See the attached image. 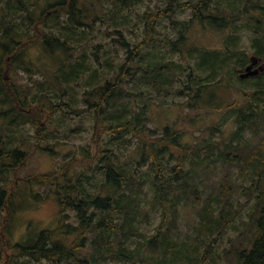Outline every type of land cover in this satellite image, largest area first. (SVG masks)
Instances as JSON below:
<instances>
[{
  "label": "trees",
  "instance_id": "trees-1",
  "mask_svg": "<svg viewBox=\"0 0 264 264\" xmlns=\"http://www.w3.org/2000/svg\"><path fill=\"white\" fill-rule=\"evenodd\" d=\"M143 1L8 0L0 9V120L7 122L8 129L27 124L37 129L34 146L33 142L24 141L7 150L3 146L8 142L0 137V209L4 221L0 238L2 225L6 226L12 216L16 193L5 189L8 174L11 171L17 174L38 151L55 152L43 145L42 121L60 111L56 104L61 101V95L68 94L67 90H62V85L72 81V87L80 84L77 79L81 71L90 69V66L76 64V43L80 46L81 31L92 30L96 23L103 21L101 16L110 7L115 9L117 16L125 10L130 12L129 17L123 16L119 24H113L111 31L114 43L121 47L125 57L106 82L93 80L84 83V87L95 86L93 92L85 94L94 109L95 129L108 133L107 143L111 147L104 149L97 143L95 154L94 148L84 149L82 160L88 170L83 173H73V165L80 164L75 163L79 157L73 156L74 160L62 169L27 176L25 183L38 188L35 195L30 191L35 201L48 198L41 192L47 189L49 194H54L61 218L67 220L66 213L72 210L77 222H68L66 227L57 229H43L30 242L14 244L12 256L35 263L46 260L56 264H207L215 262V253L208 240L218 241L233 227L237 234L229 237L233 243L232 249L226 251L229 264H264V72L242 79L230 71L235 60L238 68L246 67L251 56L264 60V29L255 30L259 37L254 40L257 44L254 54L240 51L231 37L223 47L216 49L186 48L187 34L194 25L205 30L211 26L226 30L238 21L241 10L233 16V6L223 5V0H158L155 8L141 12L139 5ZM261 1L248 0L244 15L254 20L252 12H255L254 16L262 17L264 4ZM187 11L191 12V19L184 22L182 28H176L177 40L172 37L163 40L157 35L165 22L176 27L179 23L176 17ZM124 32L132 38L125 37ZM38 45L49 54L61 51L62 57L49 80L47 76L45 82L35 81L37 89L34 91L29 84L23 86L16 83L13 76L9 78L4 67L10 71L19 66L30 75V80L35 79L37 72L42 71L36 62L27 59L26 50ZM152 49L180 55L186 64L169 62L163 67L161 60L146 63L145 56L155 53H151ZM114 53L119 55V50L116 48ZM107 54H112V50ZM95 55L98 60L97 51ZM84 59L86 61L87 57ZM112 63L107 57L106 66ZM146 65L149 71L143 76L151 78L152 84L134 86L133 93L129 92L128 86L138 79ZM177 69L185 72V93L190 100L196 101L194 107L205 94L212 97L217 90L235 91L233 102L212 109L222 115L232 112L237 125L235 137L241 138L245 131L251 130L260 136L259 139L251 143L232 141L223 147L211 142L195 147L185 141V132L174 128L176 125H168L162 135L149 129L145 108L132 116L137 111L134 100L144 96L143 88L162 86L166 75L169 78ZM97 73L93 71L94 75ZM45 85L47 89H43ZM95 95L98 99L91 102L90 97ZM188 107L191 108V104ZM117 146L124 151L125 147H140L138 166L147 165L149 180L144 176L143 181L137 178L133 165L125 166ZM27 147L32 150L28 151ZM211 155L221 161V167L213 165L214 160L208 157ZM7 161L12 163H3ZM235 169L248 183L235 185L219 177L220 171ZM202 178L210 181L205 185ZM216 179L219 180L217 184H209ZM146 184H149L148 190ZM141 195L150 200L143 202ZM243 199L246 203L238 209ZM249 203L252 205L245 209ZM184 204L196 205L193 207L197 218L195 233L188 239H177L174 232L181 224ZM158 216L155 233L143 230L144 222L154 221Z\"/></svg>",
  "mask_w": 264,
  "mask_h": 264
},
{
  "label": "rangeland",
  "instance_id": "rangeland-1",
  "mask_svg": "<svg viewBox=\"0 0 264 264\" xmlns=\"http://www.w3.org/2000/svg\"><path fill=\"white\" fill-rule=\"evenodd\" d=\"M8 0H0V9L6 4ZM188 1V0H185ZM248 0H223V5H232V15H238L241 10V17L235 24L229 26L226 30H217L214 27H206L202 29L201 27L194 25L191 32L187 34L188 40L185 45L186 48H191V46H199L209 49H216L223 47V44L227 38H234L235 44L238 45L237 48L240 51L248 52L249 54L255 53L256 45L254 40L259 37L255 34V30L264 29V12L263 16H254L255 12H252L253 19L244 15L246 10V3ZM256 1V0H250ZM183 2V1H182ZM264 4V0L261 1ZM159 3L158 0H144L140 5L139 9L141 12L146 11L149 8H155ZM228 3V4H227ZM235 4L238 6L235 9ZM45 5V4H44ZM249 14V11L246 13ZM123 16H130L129 10H125L122 15L117 16L115 9L109 10L107 13L101 16V20L94 28L91 30H82V38L80 46L76 43V50L74 51V60L77 65L90 66L89 70L81 71L79 78L80 84H73L72 82L64 83L62 85V90H67V95L63 94L60 96L61 101L56 104L57 113H53L52 117L44 118L42 121L43 130L45 133L43 145L49 146L55 152L38 151L33 155L27 163L17 171V174L11 171L8 174L9 181L5 184V189L7 191L13 190L15 193L13 204H12V216L10 215L9 221L6 226L2 220L3 210L0 209V229L2 225V233L0 238V264H56L48 261H43L41 263H35L29 261L27 258L18 259V257H13L15 253L14 244L20 243L24 244L33 240L43 229H53L58 227H66L68 222L76 223L74 213L72 210L67 211L66 219L61 218L56 202L53 200L54 194H49L47 189H42L41 192L47 195L48 198H39V201H35L30 194V191L35 195L37 191L36 185H27L25 179L27 176H32L35 174L50 173L58 169H62L68 163L73 161L71 159L73 156H78L75 163L80 164L73 165V173L77 175L78 173H83L88 170L86 163H83L84 149L91 147L93 149V154H95L96 144L99 143L104 149L111 147L107 143L110 136L108 133L97 131L95 129V113L94 109L91 108L90 102L87 100L89 96L85 94L86 91L93 92V88L84 87V83L88 84L89 81L95 80L106 82L113 74V69L118 70L120 62L125 57V53L121 50L120 46H116L113 38L114 34L111 32L113 30V24H119L120 18ZM1 17V14H0ZM65 18V17H64ZM133 19H137L134 15ZM191 19V12L179 14L176 17L177 23L174 27L169 22L163 24V28L157 35L161 39H166L167 37H172L173 40L179 38L178 31L176 28H182L184 22ZM133 27V26H132ZM124 36L127 38H132L128 32H124ZM143 37L140 38L142 40ZM87 39V40H86ZM86 40V41H85ZM130 40V39H129ZM135 43V42H133ZM116 48L119 50V55L114 53ZM112 50V54L108 55L107 52ZM98 52V60L95 52ZM155 52L153 56H145L146 63L150 61L161 60L164 63L162 66L165 67L169 62H176L177 64H186L180 55L169 54L168 52L158 49H152ZM61 51H56L54 54L47 53L46 49L42 45L36 47H31L26 50V57L28 59L36 62L37 67L42 71V73L37 72L34 76L35 79L30 80V75L22 71L19 66L15 70H7L4 67V72H8L9 78L13 76L14 81L20 85L26 86L29 84L34 91L37 89L35 84L36 80L45 82L46 77L48 80L55 73V69L58 65L59 58L62 57ZM147 53V52H146ZM84 57H87L85 61ZM109 59L113 62L111 66H106L105 61ZM150 57V58H149ZM150 60V61H149ZM163 61V62H162ZM237 60H235L233 68L229 65L230 71L236 72L239 77L241 71L244 68H238L236 66ZM92 65V66H91ZM161 67V66H159ZM92 68V70H91ZM96 70L98 73L93 74ZM54 71V72H53ZM149 69L147 65L145 70L139 74L137 80L128 86L129 92L133 93L134 86L151 85L152 80L149 77L143 76ZM182 70H173V73L168 78L165 77V83L160 86L153 88H143L144 96L139 97L134 100L133 105L136 106V110L132 116L141 113L142 109L145 108L147 111V127L157 134L162 135L164 130L168 125H176L180 131L185 132V141L191 143L195 147H202L206 143H214L218 146L223 147L226 143L237 144L238 142L251 143L259 139V135H256L251 130H247L243 133L241 138L234 136L237 130V125L235 123L234 116L231 115L232 112L222 115L220 113L214 112L213 109L216 107H224L229 102H233L234 97H236V92H227L225 90H217L216 93L211 97V95L205 94L203 98L198 102L196 107V101L190 100V98L185 93V80L186 76ZM201 78L200 76H198ZM181 78V81H178ZM187 82V81H186ZM200 83V82H199ZM95 84V83H94ZM96 85V84H95ZM47 89V85L43 89ZM142 88V87H141ZM237 88V87H236ZM42 89V90H43ZM50 90V88L48 87ZM138 92V89H137ZM47 91L43 93L45 97ZM64 96H66L64 98ZM77 99V102L74 99ZM32 98V96H31ZM46 99V98H45ZM98 96L90 97L91 102H96ZM125 103L128 100L124 101ZM191 104V108L188 107ZM200 107V109H199ZM213 108V109H212ZM64 113V114H63ZM123 116V115H122ZM15 115L12 116L14 120ZM11 119V117H10ZM7 123V122H6ZM0 120V137L7 141L3 147H7V150L13 149L17 144H23L24 141L37 142V129L30 124L19 126L16 129H8L7 124ZM32 139V140H31ZM31 140V141H29ZM2 145L0 143V149ZM31 151V147L26 148ZM118 154L122 156L125 161V166L133 165L134 173L137 175L141 181H143V176L145 180H149L146 176L147 165L138 166V162L141 160V149L139 146H134L129 149L125 147L126 151L122 147H116ZM214 160L215 167H221V161L213 155L208 156ZM200 162V159H196ZM5 164H10L12 162H3ZM240 173L235 169L232 172H226L222 170L219 173L221 179L236 183H248L246 177L240 176ZM100 180V179H98ZM204 184H208L210 180L203 179ZM219 180H212L209 184L218 183ZM148 185H145V189L148 190ZM91 192H95L94 189H89ZM235 193L232 194V197ZM236 194L234 196V199ZM142 201L146 202L150 200V197L142 196ZM246 203V199H243L239 208L242 209L241 205ZM252 203H249L245 209H248ZM196 205H186L184 204L181 208V224L177 231L174 232L175 238L177 239H188L192 234H194V229L196 225V209L193 207ZM160 216L156 217L154 221L144 222L142 224L143 230L147 233H155V226L159 223ZM238 223V221H237ZM236 224V223H235ZM198 229H201L198 227ZM237 230L233 227L229 228L225 236L221 235L220 239L216 242H212V238L208 240V244L211 243V249L215 253V262L210 261L207 264H229L227 259L226 251H230L233 247L229 241V237H235ZM234 260V256L231 258ZM109 264H124V263H114ZM146 264V263H137Z\"/></svg>",
  "mask_w": 264,
  "mask_h": 264
},
{
  "label": "water",
  "instance_id": "water-1",
  "mask_svg": "<svg viewBox=\"0 0 264 264\" xmlns=\"http://www.w3.org/2000/svg\"><path fill=\"white\" fill-rule=\"evenodd\" d=\"M263 59L261 57L257 56H251L250 57V64L246 66L243 70H241L240 77L242 79H247L251 76H257L260 73L264 72V63L260 65L258 68H255V66L262 62Z\"/></svg>",
  "mask_w": 264,
  "mask_h": 264
},
{
  "label": "flooded vegetation",
  "instance_id": "flooded-vegetation-1",
  "mask_svg": "<svg viewBox=\"0 0 264 264\" xmlns=\"http://www.w3.org/2000/svg\"><path fill=\"white\" fill-rule=\"evenodd\" d=\"M264 62L262 61V62H260V63H258L256 66H255V68H258L260 65H262Z\"/></svg>",
  "mask_w": 264,
  "mask_h": 264
}]
</instances>
